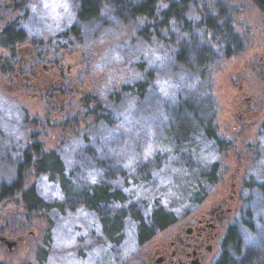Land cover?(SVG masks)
Returning <instances> with one entry per match:
<instances>
[{
  "label": "rangeland",
  "instance_id": "374dc122",
  "mask_svg": "<svg viewBox=\"0 0 264 264\" xmlns=\"http://www.w3.org/2000/svg\"><path fill=\"white\" fill-rule=\"evenodd\" d=\"M29 1L32 12H37L42 24L38 21L32 28L27 26V39L18 45L22 51L16 55L28 57L29 53L25 51L28 44L34 46L38 54L40 44L49 43L50 48L44 49L47 51L44 57L39 55L41 73L36 95L37 87L19 91L21 81H0V178L13 181L18 151L26 145L38 144L45 153L61 149L63 155H71L72 159L76 151V162L82 164L77 175L80 183L77 181V184L92 186L111 182L121 189L123 199L91 213L78 209L64 222L54 224L51 233L46 232L44 218L32 215L26 222L22 208L4 201L0 205V236L16 240L17 245L10 249L0 241V264H37L40 254L45 258L43 264H136V258L146 254V245L152 246L159 239L169 238L180 226L191 222L194 214L235 195L234 216L243 197L249 195L244 185L264 184V11L256 1L202 0L217 10L214 16L223 8L229 12L223 20L240 39L241 49L234 55L226 56L227 47L222 44V36L213 33L212 29L207 40L195 26L191 33L182 28L172 29L183 41L190 36L197 44L211 39V44L221 55L207 84L216 103L214 125L218 136L228 142L230 148L219 158L217 183L211 192L201 195L203 199L199 201L193 200L197 192L195 182L198 175L206 172L216 160L218 150L215 145H209L187 159L178 155L180 159H176L169 110L174 106L179 86L172 76L168 77L166 63L161 60L168 53L177 51L182 42L175 39L169 42L171 31L167 33V43L162 46L152 39L154 44L140 38L132 39L134 18L126 13V4L102 3L100 18L103 26L87 31V42L82 45L58 48L49 36L74 23L80 0ZM171 2L160 0L159 6L165 8ZM198 4L204 5L201 0ZM20 12L8 13L7 21L2 25L12 24ZM34 37L42 42L40 39L34 42ZM149 53H155V62L149 64L152 69H156L155 64H164L163 68L159 67L162 75L157 74L152 97L143 107L128 114L118 128L100 132L103 134L97 140L94 138L96 143L92 145L91 156L81 154L80 146L63 144L91 123L92 105L87 104L92 95L98 94L99 90L109 93L113 88L117 89L123 84V77L118 72L132 66L133 61H140L139 55ZM10 54L8 48L0 45V58ZM52 64H55L54 68ZM44 65L51 68L45 75ZM48 76L55 79L54 87L47 84ZM16 90L22 93L13 92ZM249 105H253L250 110ZM46 180L39 182L40 192L50 200L57 199L59 188L48 185ZM204 188L206 192L208 189ZM133 206L145 217L153 210L163 208L169 211L174 222L148 243H141L137 227L130 218ZM120 212L123 215L120 244L99 246L101 216H114ZM162 218L168 220L166 215ZM262 231L264 234L263 227ZM48 234L51 238L46 242ZM252 236H246L241 256L250 251L246 249L249 243L259 249L263 247L264 242L257 243ZM221 244L215 250V258L219 257Z\"/></svg>",
  "mask_w": 264,
  "mask_h": 264
},
{
  "label": "trees",
  "instance_id": "16d2710c",
  "mask_svg": "<svg viewBox=\"0 0 264 264\" xmlns=\"http://www.w3.org/2000/svg\"><path fill=\"white\" fill-rule=\"evenodd\" d=\"M254 1L264 11V0ZM159 2L160 0H80L74 23L66 30L49 34V38L55 40V45L58 48L82 45L87 42L85 35L87 31H94L103 26L100 9L102 3H109L112 6L126 4V13L134 18L135 27L132 39L140 38L145 42L153 43L152 39L158 43V46H162L164 42L167 43L166 36L171 31V36L167 40L169 42L173 39L179 40L180 44L182 42L177 51L168 53L161 60L166 63L165 70L170 75L168 77H173L172 80L179 86L174 106L169 110L176 159H180L178 156L187 159L189 155L198 153L209 145H215L218 150L216 160L209 165L206 172H201L198 175L195 182L197 192L193 200L199 201L203 199L200 196L203 197L204 193L211 192L210 190L217 183L219 158L224 151L230 148V144L218 136L214 125L216 103L207 84L211 71L220 60L221 55L219 50L211 44V39L207 43L202 41L197 44L193 40L194 37L190 36L183 41V38L179 39L172 29L182 28L190 32L195 26L197 31L203 33L206 40L209 38L207 34L211 33L212 29L213 33L222 36V44L227 47L226 56L234 55L241 49L240 39L235 32L231 31L232 28L225 24L223 16L229 12L224 8L214 16L213 13L217 10L202 0L201 3L204 4L202 6L198 4L199 0H172L165 8H161ZM29 3L30 1L22 6L20 14L1 36L0 41L7 47L27 39V26L31 27L38 21L40 25L42 24V19L38 17L37 12H32ZM38 39L34 37L33 41ZM40 41L42 42V39ZM49 45V43L40 44V56L44 57L47 54L44 49H49ZM153 55L155 53L141 54L138 58L140 61H133L135 63L132 66L118 72L119 76L123 77V84L117 89L113 88L109 93L99 90L98 94L92 95L87 104L91 103L92 105L90 113L93 115V119L91 123L63 144L68 142L71 146H80L81 154L85 153V155L91 156L92 145L96 143L94 140L103 134L100 132L107 133L114 127L118 128L128 114L140 110L152 97L150 94L156 87L157 74L162 75L159 67L163 68L164 63L155 64L156 69L149 66L155 59H153ZM163 77L166 79V75ZM95 87L98 88V85L95 84ZM16 156L18 159L13 166L16 174L14 180L7 182L0 178V205L4 201L18 205L27 216L26 222L32 215L44 218L47 224V233H51L54 224L64 222L78 209H84L91 213L101 210L108 203L123 199L121 189L111 182L92 186L79 184L77 175L82 164L76 162V158H78L76 151V158L72 159L71 155L68 157L63 155L61 149L45 153L38 144H35L33 147L26 145L21 151H18ZM45 178H47L48 185L52 184L59 188L60 196L57 199L50 200L40 192L39 182ZM204 187L208 189L206 192ZM243 188L249 191V195L243 197L241 207L233 216L226 236L222 240L219 257L215 264H264V258H262L264 244L259 249L249 243L246 249L250 251L245 256H241L246 236L253 234L252 237L257 240V243L264 242L262 231V227L264 228V184L247 183ZM162 215H166L168 220L164 221ZM122 217V212L114 216H107V214L101 216L102 235L101 238H98L101 242L99 246L120 244ZM130 218L137 227L138 239L141 243L150 240L174 222L169 211L163 208H157L148 217H145L140 210L133 206ZM50 238V234H48L45 241H50ZM44 261L45 258L40 254L37 264H43Z\"/></svg>",
  "mask_w": 264,
  "mask_h": 264
},
{
  "label": "flooded vegetation",
  "instance_id": "af4514ba",
  "mask_svg": "<svg viewBox=\"0 0 264 264\" xmlns=\"http://www.w3.org/2000/svg\"><path fill=\"white\" fill-rule=\"evenodd\" d=\"M29 0H0V38L5 33V29L9 26L2 25L6 20L8 13L20 12L23 5ZM219 6V5H218ZM19 15V14H18ZM10 23V22H9ZM23 42V41H22ZM17 42L9 47L0 41V45L8 48L9 57L0 58V81L8 82L11 79L21 81V85L17 88L19 91L28 89L29 87H37L35 95L38 92V80L41 73L39 64V54L32 45H26L25 51L29 56L20 58L16 55L22 51ZM19 49V50H18ZM55 64H52V68ZM51 68L43 66V75L47 74ZM6 70V71H5ZM36 80L35 82L32 81ZM49 87H54L55 79L51 76L47 77ZM50 88H48L49 90ZM18 90L15 93H22ZM251 100V98H250ZM253 105L248 106V110ZM236 193V191H235ZM235 195L229 200H222L217 204H212L205 211H199L194 214L192 221L180 226L174 233L166 239H159L152 246L146 245L145 255L136 258V264H215L218 258L214 257L215 250L226 236L227 229L233 218V206ZM151 240V239H150ZM145 241L144 244L148 243Z\"/></svg>",
  "mask_w": 264,
  "mask_h": 264
},
{
  "label": "water",
  "instance_id": "95a60500",
  "mask_svg": "<svg viewBox=\"0 0 264 264\" xmlns=\"http://www.w3.org/2000/svg\"><path fill=\"white\" fill-rule=\"evenodd\" d=\"M0 241H3L10 249H12L13 246L17 245V241L13 239H7L4 236H0Z\"/></svg>",
  "mask_w": 264,
  "mask_h": 264
},
{
  "label": "snow or ice",
  "instance_id": "6c2138e0",
  "mask_svg": "<svg viewBox=\"0 0 264 264\" xmlns=\"http://www.w3.org/2000/svg\"><path fill=\"white\" fill-rule=\"evenodd\" d=\"M61 6L66 7V5H61ZM205 159H206V158H205Z\"/></svg>",
  "mask_w": 264,
  "mask_h": 264
}]
</instances>
